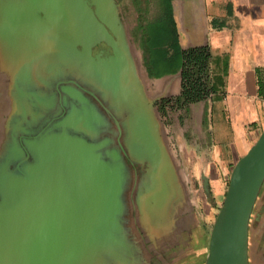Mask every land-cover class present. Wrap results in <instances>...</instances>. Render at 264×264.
<instances>
[{
  "label": "water",
  "instance_id": "obj_1",
  "mask_svg": "<svg viewBox=\"0 0 264 264\" xmlns=\"http://www.w3.org/2000/svg\"><path fill=\"white\" fill-rule=\"evenodd\" d=\"M0 74V264H132L130 211L159 234L183 187L115 0H0ZM54 84L63 112L26 137ZM263 179L264 128L231 168L204 264H248Z\"/></svg>",
  "mask_w": 264,
  "mask_h": 264
},
{
  "label": "crops",
  "instance_id": "obj_2",
  "mask_svg": "<svg viewBox=\"0 0 264 264\" xmlns=\"http://www.w3.org/2000/svg\"><path fill=\"white\" fill-rule=\"evenodd\" d=\"M171 6L173 41L155 43L143 31L133 45L183 187L168 215L172 223L149 236L173 233L182 224L187 241L174 263L204 264L231 168L264 128V0H171ZM175 42L182 51L204 52L198 97L183 93L184 75L194 65L184 63Z\"/></svg>",
  "mask_w": 264,
  "mask_h": 264
},
{
  "label": "flooded vegetation",
  "instance_id": "obj_3",
  "mask_svg": "<svg viewBox=\"0 0 264 264\" xmlns=\"http://www.w3.org/2000/svg\"><path fill=\"white\" fill-rule=\"evenodd\" d=\"M115 2L117 3L118 1L115 0ZM118 3L117 6H119ZM94 52L95 49H93V53ZM58 87L59 86L54 84L49 89H45L54 95H52V98L46 103V108L41 109L42 113H44L43 111L45 110L41 118H36V122H31L30 115L27 116L26 137H32V135L43 130L44 127L42 126L44 124L42 125V121H46L48 118L54 120L58 114L63 112V107L59 100L60 95L58 92L60 91ZM42 88H44V86H42ZM3 115V117L6 116L5 113ZM0 136H2L1 130ZM27 160L31 161V157L28 156ZM185 217L189 220L191 215L188 214L184 216V218ZM136 218L137 215L132 211L125 222V225L128 226V236L131 241L134 244L139 241L142 243L141 249L134 248V262L132 264H177L174 263V258L180 253L181 245H184L187 241V234L185 229H183L184 226L179 224L177 229L175 228V231L173 230L175 233L170 231L166 234L167 236L169 235L167 239H159L166 235H161V237L153 235V237H150L146 231H143L140 226L135 223ZM134 247L136 246L134 245ZM247 253L248 264H264V179L249 217Z\"/></svg>",
  "mask_w": 264,
  "mask_h": 264
},
{
  "label": "rangeland",
  "instance_id": "obj_4",
  "mask_svg": "<svg viewBox=\"0 0 264 264\" xmlns=\"http://www.w3.org/2000/svg\"><path fill=\"white\" fill-rule=\"evenodd\" d=\"M118 12L127 31L133 51L134 44L140 37L141 32H153L161 22H166L164 0H117ZM142 27V28H141ZM154 35V36H155ZM5 97V79L0 74V117L2 114L3 101ZM215 125L217 121L214 117ZM217 127V125H216ZM135 168L139 171L138 166Z\"/></svg>",
  "mask_w": 264,
  "mask_h": 264
},
{
  "label": "trees",
  "instance_id": "obj_5",
  "mask_svg": "<svg viewBox=\"0 0 264 264\" xmlns=\"http://www.w3.org/2000/svg\"><path fill=\"white\" fill-rule=\"evenodd\" d=\"M165 4V15H166V22H161L154 31H157L159 33L158 35H155L153 32L150 33V37L154 38L155 43H163V41L166 40H172L176 37V31L174 29V21H173V16H172V7H171V0H164ZM171 26V27H170ZM155 35V36H154ZM150 39V38H149ZM175 50H179L181 54V59L185 60L184 63L186 62L189 64L192 62L194 65V68L186 73L184 75L185 83L183 86V93L190 98H195L198 97L201 94V91H203V88H201L199 84V79L201 77V64L203 63L204 60V52L199 50L198 48H191L187 49L185 51L180 50L179 46L175 42ZM191 78V81L188 79Z\"/></svg>",
  "mask_w": 264,
  "mask_h": 264
}]
</instances>
